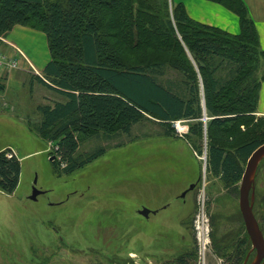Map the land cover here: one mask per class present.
I'll use <instances>...</instances> for the list:
<instances>
[{
    "label": "trees",
    "instance_id": "trees-1",
    "mask_svg": "<svg viewBox=\"0 0 264 264\" xmlns=\"http://www.w3.org/2000/svg\"><path fill=\"white\" fill-rule=\"evenodd\" d=\"M213 1L240 16V33L198 22L182 2L173 0H0V35L16 25L46 34L50 60L42 70L44 78H35L62 100L37 106V130L55 142L62 173L71 174L105 154L102 149L80 154L81 145L99 135L130 134L147 119L166 126L182 119L195 120L190 132L201 136L206 112L207 167L225 185L242 180V162L264 141L252 138L237 145L233 125H242L248 112L257 110L264 70L247 86L244 79L238 84L233 80L243 72L255 75L259 64L264 67V50L243 0ZM153 47L160 53L148 55ZM258 53L262 62L249 69ZM222 63L229 65L233 79L217 77ZM170 69L181 73L182 80L165 77ZM5 89L0 78V92ZM170 131L166 135L175 137ZM10 150H0V191L5 193L15 191L21 176V161L8 157ZM189 256L174 261L190 264ZM239 260L236 253L230 264Z\"/></svg>",
    "mask_w": 264,
    "mask_h": 264
},
{
    "label": "rangeland",
    "instance_id": "rangeland-1",
    "mask_svg": "<svg viewBox=\"0 0 264 264\" xmlns=\"http://www.w3.org/2000/svg\"><path fill=\"white\" fill-rule=\"evenodd\" d=\"M25 28L29 31L23 42L26 48L19 41L18 44L7 38L8 34L0 35V55L18 58L21 69L29 68L27 79L18 77L25 82L21 88L0 95V150L11 147L21 161L18 187L12 193L0 191V232L10 238L15 231L43 236L48 229L41 221L46 217L64 221L68 217L65 264H121L127 261L177 264L175 259L187 254L190 264H197L193 219L198 209L199 192L205 187L210 226L208 264H230L232 256L241 247L240 240L245 239L239 206L241 181L225 185L207 167L210 120L207 113L203 112L201 117V136L190 132L195 120L182 119L173 120L167 126L162 121L147 119L135 124L130 134L99 135L83 143L80 154L100 149L105 150V154L71 174L62 173L63 165H59L54 152L55 142L37 130L40 123L37 106L45 103L42 97L50 96L46 104L51 105L62 100L58 93L35 78L38 75L44 78L38 60L50 58L47 37L39 29ZM17 47L31 63L16 55ZM10 48L15 51L14 56L9 54ZM146 53L155 56L160 49L149 48ZM168 56L172 54L165 55ZM254 58L256 61L249 64V69L262 62L259 53ZM257 66L255 75L245 76L243 72L233 84L244 79V86H247L251 80L260 79L264 67ZM232 72L227 63H222L216 75L224 81L233 79ZM165 77L173 81L183 78L174 69H170ZM247 118L242 125L233 123V130L238 133L237 145L252 138L264 141V116L252 110ZM169 128L175 137L166 135ZM242 164L245 168L247 161ZM261 176H264V168ZM196 182L193 195L189 193L183 198L184 191ZM34 188L43 190L36 200L31 198ZM61 200L62 205L52 204ZM144 208L152 211L149 217L141 214ZM32 215L35 218L24 217ZM21 253L25 261L32 256L22 250ZM39 254V257L44 256L41 251ZM52 264H64V257L59 255Z\"/></svg>",
    "mask_w": 264,
    "mask_h": 264
},
{
    "label": "flooded vegetation",
    "instance_id": "flooded-vegetation-1",
    "mask_svg": "<svg viewBox=\"0 0 264 264\" xmlns=\"http://www.w3.org/2000/svg\"><path fill=\"white\" fill-rule=\"evenodd\" d=\"M264 158L259 164L258 171L256 174L255 180V198L253 203V211L256 217V220L260 226V229L263 234L264 238V176H261V171L264 168ZM197 182L191 188H188L183 193V198H185L189 193L193 195V191L195 190ZM40 192L36 195L35 198H31L36 200L37 197L42 193L41 190L37 188ZM33 194V193H32ZM64 202L55 201V206L62 205ZM150 211L148 213L149 217ZM142 214V213H141ZM25 218L33 219L35 218L32 216H24ZM68 221V217H66ZM67 221H64L59 218L55 217H46V220L41 221L42 223H46V228L48 229L47 232L43 233V236H34V233L27 234H20L17 231L14 232V236L10 238V236L5 235L4 232H0V264H52V261L58 259L60 255L63 259L64 257V264L67 259V250H68V242L66 238V228H67ZM244 221V219H243ZM11 222V221H10ZM15 226V223H14ZM245 226V222H244ZM245 233L244 237L240 240L239 249H237V254L240 255V260L237 264H250L252 260L255 258L256 254L258 253V249L253 246L250 237L247 233L246 226L243 229ZM23 233V232H22ZM25 236V237H24ZM2 240V241H1ZM35 244H38L35 246ZM21 250L24 251L26 254L32 255L27 261L24 260V256L21 253ZM44 254L43 257H39V252ZM243 255H245L243 257ZM36 261V263H35ZM116 264V263H115ZM121 264H153V263H146V262H133L127 261ZM262 264H264V258L262 260Z\"/></svg>",
    "mask_w": 264,
    "mask_h": 264
},
{
    "label": "crops",
    "instance_id": "crops-1",
    "mask_svg": "<svg viewBox=\"0 0 264 264\" xmlns=\"http://www.w3.org/2000/svg\"><path fill=\"white\" fill-rule=\"evenodd\" d=\"M176 1L182 2L185 6L188 16L198 22L220 28L230 34H238L241 31L240 16L234 10L224 6L219 2L213 0ZM243 2L248 9L249 16L253 19L256 25V29L259 34L260 47L264 50V0H243ZM28 32L29 31L26 30L25 26L16 25L14 29L8 33L7 38H10V40H14L17 43L19 41L23 46V42L27 34L29 35ZM24 47L26 48L25 45ZM9 50L11 51H9V54H12L11 56H14L16 50L13 51L12 48H10ZM49 60L50 58L45 59V57L41 60H38L39 69L43 70ZM18 69H20L19 71L22 72L21 74H19L20 72L16 71ZM18 69L9 70L8 74H6L5 72L0 74V78L3 79L6 85L5 91H10L12 89L16 90L24 85L25 82L18 80V77L24 76V79H27V70H29V68L21 69L19 67ZM5 91L0 92V95L5 93ZM42 98L44 99V104H46V102L48 103V98L51 97L46 95ZM257 113L260 116H264V81H262L259 87Z\"/></svg>",
    "mask_w": 264,
    "mask_h": 264
},
{
    "label": "water",
    "instance_id": "water-1",
    "mask_svg": "<svg viewBox=\"0 0 264 264\" xmlns=\"http://www.w3.org/2000/svg\"><path fill=\"white\" fill-rule=\"evenodd\" d=\"M263 158L264 144L255 149L247 160L240 186V211L242 213L250 240L253 246L258 249V253L250 264H262V260L264 258V238L253 211L256 174L259 164ZM38 193L40 192L37 190V188H34L32 197L35 198ZM150 211L151 210L148 208H144L141 210V213L145 216H148Z\"/></svg>",
    "mask_w": 264,
    "mask_h": 264
},
{
    "label": "built area",
    "instance_id": "built-area-1",
    "mask_svg": "<svg viewBox=\"0 0 264 264\" xmlns=\"http://www.w3.org/2000/svg\"><path fill=\"white\" fill-rule=\"evenodd\" d=\"M16 55L26 58L25 54L18 47L16 48ZM27 59V58H26ZM27 61L31 63L28 59ZM32 65V64H31ZM20 67V60L9 56L0 55V74L8 70H15ZM14 155V151L7 152V156ZM207 160V157L205 161ZM203 189V190H202ZM198 196V209L195 213L193 221V229L195 232L197 248H198V261L197 264H208L207 254L210 252V226L209 217L206 208V195L205 187L202 188Z\"/></svg>",
    "mask_w": 264,
    "mask_h": 264
}]
</instances>
